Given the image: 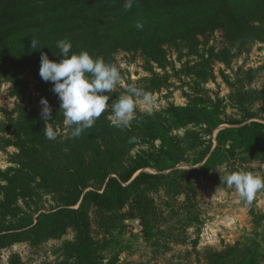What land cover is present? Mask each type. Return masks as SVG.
<instances>
[{"label": "trees", "instance_id": "trees-1", "mask_svg": "<svg viewBox=\"0 0 264 264\" xmlns=\"http://www.w3.org/2000/svg\"><path fill=\"white\" fill-rule=\"evenodd\" d=\"M125 3L0 0V86L9 83L10 96L17 100L16 115L8 113L0 121V151L17 150L13 166L0 169V251L18 243L40 248L72 232L73 239L56 251L58 262L51 264H119L118 255H112L114 233L131 219L140 221L148 239L174 237L186 245L188 229L201 222L198 183L220 168L240 171L247 159L264 162V116L245 107L264 98L263 91L246 90L257 70L242 72L231 84L230 103L239 118L228 115L223 100L214 101L203 87L213 77L212 57L225 62L234 48L241 53L264 43V0H132L130 10ZM215 32L227 46L218 53L213 47L201 52L200 39ZM62 39L71 41L73 53L88 51L110 64L116 65L120 53L140 56L150 76L138 88L149 94L161 91L171 78L152 66L168 65V49L196 57L180 70L173 68L176 75L191 78L193 94L186 106L170 105L154 114L137 111L125 129L111 123L109 108L73 138L74 126L65 125L53 84L39 75L42 53L62 59L55 54ZM123 92L114 89L109 104ZM42 98L52 110L48 123L60 130L56 140L44 135ZM263 222L264 214L256 216L261 241L207 249L205 263L262 264ZM8 264L25 263L13 254Z\"/></svg>", "mask_w": 264, "mask_h": 264}, {"label": "rangeland", "instance_id": "rangeland-1", "mask_svg": "<svg viewBox=\"0 0 264 264\" xmlns=\"http://www.w3.org/2000/svg\"><path fill=\"white\" fill-rule=\"evenodd\" d=\"M199 49L201 52L213 47L218 53L227 46L220 32L212 34L208 40L200 39ZM225 59L224 56H220ZM196 57H180L176 50L168 49L166 67L153 64L154 72L171 76L168 85L161 91L150 94L153 103L150 107L143 103L138 105L137 111L154 114L165 110L170 105L186 106L189 96L193 94L195 84L191 78L184 75H176L175 70H180L183 64L194 62ZM228 61V62H227ZM227 61H221L212 57L213 77L203 87L209 91L211 98L223 100L227 105L228 115H238L237 109L232 108L230 100L231 84H236L240 75L248 70H257L256 78L251 84H247L246 90H258L264 92V43L255 42L249 51L238 53L237 48L232 49ZM116 66L121 73V82L115 88H123L126 94L130 87H139L138 82L150 76L148 66L140 56H132L120 53L116 58ZM34 99L38 96L33 93ZM36 96V97H35ZM17 100L10 96V84L3 83L0 86V121L4 120L8 113H14ZM38 104H40L38 102ZM249 107L262 117L264 116V98ZM258 121V120H257ZM50 126V125H49ZM224 125L220 129L226 128ZM212 135L215 140L218 131ZM60 132V130L58 131ZM17 150L13 147L6 151H0V169L6 170L13 166L12 155ZM179 169L190 170L188 165H181ZM231 169L220 168L202 182L198 183V201L201 210V222L187 231V243L181 245L172 239L157 237L148 239L142 234L140 221L137 219L127 220L125 228L115 231V246L112 255H118L119 264H206L205 251L213 249L222 251L228 246L243 244L246 239H258L263 237L262 227L255 224L256 216L264 214V191L256 193L251 203L244 202L234 188L222 184L221 176L230 174ZM249 171L264 176V162L260 160H244L240 171ZM154 172L153 170H147ZM182 197L179 198V202ZM136 221V223L134 222ZM177 223V222H175ZM264 225V222H263ZM179 225L176 224L175 234L178 235ZM74 234L68 233L62 240L50 241L40 248H33L27 243H18L0 251V264H8L13 254L20 255L25 264H51L58 262L59 254L56 252L61 245L72 240ZM196 244V247L194 246ZM260 253L264 264V242ZM199 253V254H198Z\"/></svg>", "mask_w": 264, "mask_h": 264}, {"label": "clouds", "instance_id": "clouds-1", "mask_svg": "<svg viewBox=\"0 0 264 264\" xmlns=\"http://www.w3.org/2000/svg\"><path fill=\"white\" fill-rule=\"evenodd\" d=\"M125 10L132 8V0H127ZM136 28L142 29L141 22ZM37 41L32 39V49H36ZM72 43L67 39L57 41L56 55L62 56L57 61L50 60L47 53L41 54L39 75L45 82H51L52 92L58 95L60 111L63 112L64 123L72 127L71 136L78 138L86 129L94 126L96 120L109 108L111 123L118 129L131 126L136 118L140 103L150 109L153 98L142 88L130 86L127 93L118 100L110 101V94L121 82V73L115 64L106 63L103 58L94 57L88 51L73 53ZM42 118L45 121L44 135L48 140H56L59 132L49 126L52 110L49 101L42 98ZM150 114V112H149ZM222 184L234 188L238 196L246 203H251L259 191H264V176L249 171H235L221 176Z\"/></svg>", "mask_w": 264, "mask_h": 264}, {"label": "water", "instance_id": "water-1", "mask_svg": "<svg viewBox=\"0 0 264 264\" xmlns=\"http://www.w3.org/2000/svg\"><path fill=\"white\" fill-rule=\"evenodd\" d=\"M136 223V221H134Z\"/></svg>", "mask_w": 264, "mask_h": 264}]
</instances>
